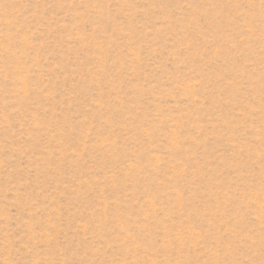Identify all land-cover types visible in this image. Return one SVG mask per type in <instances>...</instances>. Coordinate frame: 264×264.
I'll return each mask as SVG.
<instances>
[{"label": "rangeland", "instance_id": "rangeland-1", "mask_svg": "<svg viewBox=\"0 0 264 264\" xmlns=\"http://www.w3.org/2000/svg\"><path fill=\"white\" fill-rule=\"evenodd\" d=\"M0 264H264V0H0Z\"/></svg>", "mask_w": 264, "mask_h": 264}]
</instances>
